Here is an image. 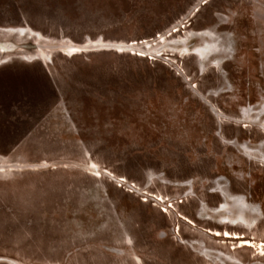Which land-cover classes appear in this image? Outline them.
Segmentation results:
<instances>
[{"label": "rangeland", "instance_id": "1", "mask_svg": "<svg viewBox=\"0 0 264 264\" xmlns=\"http://www.w3.org/2000/svg\"><path fill=\"white\" fill-rule=\"evenodd\" d=\"M0 264H264V0H0Z\"/></svg>", "mask_w": 264, "mask_h": 264}, {"label": "bare ground", "instance_id": "2", "mask_svg": "<svg viewBox=\"0 0 264 264\" xmlns=\"http://www.w3.org/2000/svg\"><path fill=\"white\" fill-rule=\"evenodd\" d=\"M203 48V47H202ZM200 51V50H199ZM208 57V56H207ZM219 211V210H218ZM245 212V211H244ZM247 214V213H246ZM244 217V216H243ZM215 225V224H214ZM226 236H230V234H229V232H227L226 234H225ZM207 258H208V256H207Z\"/></svg>", "mask_w": 264, "mask_h": 264}]
</instances>
